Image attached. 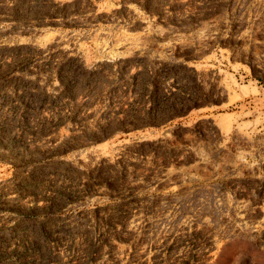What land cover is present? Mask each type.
<instances>
[{
	"label": "rangeland",
	"instance_id": "rangeland-1",
	"mask_svg": "<svg viewBox=\"0 0 264 264\" xmlns=\"http://www.w3.org/2000/svg\"><path fill=\"white\" fill-rule=\"evenodd\" d=\"M0 264H264V0H0Z\"/></svg>",
	"mask_w": 264,
	"mask_h": 264
},
{
	"label": "trees",
	"instance_id": "trees-1",
	"mask_svg": "<svg viewBox=\"0 0 264 264\" xmlns=\"http://www.w3.org/2000/svg\"><path fill=\"white\" fill-rule=\"evenodd\" d=\"M64 3H71V1ZM139 73H141V69H136L131 73V81L120 91L125 97L117 103L112 115L99 125L93 133L94 137H104L113 132L121 133L149 126H158L183 114L190 106L198 102L197 99L182 93L173 91L167 93L161 91L158 87L156 88V95L159 93V99H155L150 106L143 108L140 104L141 81ZM128 90L132 94L130 97L126 95ZM85 135L86 133L82 132V136Z\"/></svg>",
	"mask_w": 264,
	"mask_h": 264
},
{
	"label": "bare ground",
	"instance_id": "bare-ground-1",
	"mask_svg": "<svg viewBox=\"0 0 264 264\" xmlns=\"http://www.w3.org/2000/svg\"><path fill=\"white\" fill-rule=\"evenodd\" d=\"M126 39V38H125ZM135 41V40H134ZM134 41H132V42H134Z\"/></svg>",
	"mask_w": 264,
	"mask_h": 264
}]
</instances>
